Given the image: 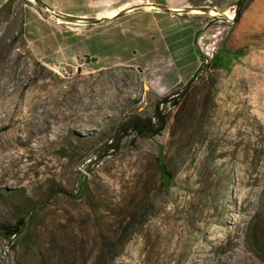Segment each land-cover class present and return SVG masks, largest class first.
Instances as JSON below:
<instances>
[{"label": "rangeland", "instance_id": "1", "mask_svg": "<svg viewBox=\"0 0 264 264\" xmlns=\"http://www.w3.org/2000/svg\"><path fill=\"white\" fill-rule=\"evenodd\" d=\"M27 1L0 15V224L34 215L24 237L0 235V264H264V0L238 23L240 0L180 12L194 53L88 58L70 76L31 55ZM164 98L159 136L118 134Z\"/></svg>", "mask_w": 264, "mask_h": 264}, {"label": "crops", "instance_id": "2", "mask_svg": "<svg viewBox=\"0 0 264 264\" xmlns=\"http://www.w3.org/2000/svg\"><path fill=\"white\" fill-rule=\"evenodd\" d=\"M10 0H0V10ZM49 11L74 19H107L99 24L59 23L31 0L24 7V39L33 58L56 70L83 69L86 59L122 65L144 58H177L184 43L194 53L193 26L181 11L206 0H37ZM148 4L164 8L147 9ZM113 17H110L114 15ZM26 19V20H25ZM31 25L35 29L30 28ZM84 25V26H83ZM186 26V28H184ZM48 28L44 34L43 28ZM101 68V67H100Z\"/></svg>", "mask_w": 264, "mask_h": 264}, {"label": "trees", "instance_id": "3", "mask_svg": "<svg viewBox=\"0 0 264 264\" xmlns=\"http://www.w3.org/2000/svg\"><path fill=\"white\" fill-rule=\"evenodd\" d=\"M245 2L246 0L243 1L240 0L237 4V8L235 10L236 13L235 19H234L235 23H238L242 18V15L245 10ZM12 3L13 0H10L8 4H6L0 10V15L4 10L11 8ZM212 62L217 64L218 59L213 58ZM204 67L206 68L207 66ZM193 81L194 78H191L188 81L186 88L190 87ZM168 102H169L168 98L159 100V102H157L155 106L154 116L151 118H144L140 116L129 117L128 120L120 124L118 134L120 132H122V136L123 135L129 136L132 134L134 135L135 139L137 138L154 139L155 137L159 136L166 129L168 122V117L162 114L160 107L161 105H165ZM172 103L176 105L177 100L174 99ZM105 148L106 149L116 148V143L113 145H107ZM157 162L164 183H166V185H169L170 181L173 179V175L168 171L166 165L160 158L157 159ZM82 192L85 193V188L83 189V187H82ZM22 212L23 213H21L18 216L14 224H0V235H3L9 240L25 236V233L29 227L30 221L34 213L33 212L29 213V211L25 212V210H23Z\"/></svg>", "mask_w": 264, "mask_h": 264}, {"label": "water", "instance_id": "4", "mask_svg": "<svg viewBox=\"0 0 264 264\" xmlns=\"http://www.w3.org/2000/svg\"><path fill=\"white\" fill-rule=\"evenodd\" d=\"M35 5H38L42 8V10L48 12L51 14V16L57 18V19H61L63 22H67V23H70V22H73V21H78V22H82V23H92V24H99L101 22H105L107 19H98V20H90V19H81V20H74V19H71V18H68V17H65V16H62L56 12H51L48 10V8H46L41 2H38L37 0H31ZM243 1V0H241ZM155 8L159 9V10H164V11H169V10H165L164 8H161V7H156L154 6ZM202 9V8H200ZM169 12H173V11H169ZM181 12H185V11H181Z\"/></svg>", "mask_w": 264, "mask_h": 264}, {"label": "bare ground", "instance_id": "5", "mask_svg": "<svg viewBox=\"0 0 264 264\" xmlns=\"http://www.w3.org/2000/svg\"><path fill=\"white\" fill-rule=\"evenodd\" d=\"M147 9H157V8H155L153 5L148 4ZM191 10H192L191 13H193V14H208L211 17L212 16H218V15H224V16H226L230 20L234 19V14L232 12H230V11H223V13H222V11L219 12L217 10V8L214 9V8H210V7H204V8L202 7V9H191ZM113 16H115V14L112 15V16H110V17H113ZM57 21L59 23H61V24L64 23L61 19H57Z\"/></svg>", "mask_w": 264, "mask_h": 264}, {"label": "built area", "instance_id": "6", "mask_svg": "<svg viewBox=\"0 0 264 264\" xmlns=\"http://www.w3.org/2000/svg\"><path fill=\"white\" fill-rule=\"evenodd\" d=\"M57 74L60 76H70L72 71L65 65L59 67L57 70H55Z\"/></svg>", "mask_w": 264, "mask_h": 264}]
</instances>
